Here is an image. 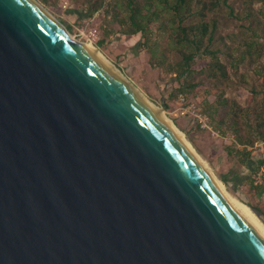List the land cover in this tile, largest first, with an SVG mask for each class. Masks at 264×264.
<instances>
[{
  "label": "water",
  "instance_id": "obj_1",
  "mask_svg": "<svg viewBox=\"0 0 264 264\" xmlns=\"http://www.w3.org/2000/svg\"><path fill=\"white\" fill-rule=\"evenodd\" d=\"M0 264H264L180 133L35 0H0Z\"/></svg>",
  "mask_w": 264,
  "mask_h": 264
},
{
  "label": "rangeland",
  "instance_id": "obj_2",
  "mask_svg": "<svg viewBox=\"0 0 264 264\" xmlns=\"http://www.w3.org/2000/svg\"><path fill=\"white\" fill-rule=\"evenodd\" d=\"M116 1L119 3L118 16L125 17L127 7ZM207 1H216L209 8L207 18L216 17L219 24L212 41L208 44L204 38L202 47L208 44L209 49H218L217 59L225 64L229 78L212 80L206 77V65L211 58L202 49L195 52L193 47L192 50L185 47V54H194L190 62L192 70L201 75L191 73V83L197 85L180 90L181 82L169 67L151 63L150 55L139 45L140 35L123 33L125 27L121 28L122 24L114 20L112 13L106 12L115 0H35L66 29L69 26L67 30L75 40L96 47L133 87L159 107L206 161L224 190L249 207L262 211L258 218L264 224V162H260L264 159V139L255 136L256 131L251 129L257 121L250 110L264 103V0ZM98 3L101 6L90 15L88 11ZM196 9L193 3L191 11ZM172 12L165 10L159 20L151 23L150 43L156 48V54L163 51L168 61L175 63L182 55L177 50L178 36L173 34L178 18L172 16ZM182 21L186 26H193L199 17L183 16ZM190 38L193 35L190 34ZM251 43L257 51L253 53L252 48V55L248 57L245 51ZM241 57L243 62H240ZM217 94L229 99L231 104L236 102L231 109L249 110L250 118L243 116L238 121L244 127L245 136L253 134V144H239L236 131L228 128L225 122L220 123L219 116L226 110L215 105ZM232 115L234 110H230L226 121ZM243 148L250 152L249 165L242 162L238 153Z\"/></svg>",
  "mask_w": 264,
  "mask_h": 264
},
{
  "label": "trees",
  "instance_id": "obj_3",
  "mask_svg": "<svg viewBox=\"0 0 264 264\" xmlns=\"http://www.w3.org/2000/svg\"><path fill=\"white\" fill-rule=\"evenodd\" d=\"M224 2L226 0H223ZM121 4H124L128 9V14L125 17H119L116 7L119 5L118 1L115 0L114 3L109 4L107 7L106 12H111L114 20H118L123 29V33L134 35H140L141 40L139 42L140 47L145 50L150 55L151 63L155 64L156 66H167L169 67L172 73L175 74V77L178 81L181 82L182 88L180 90H184L185 87H190L191 89L194 88L197 84L191 83V73L196 74V76L201 75V72L192 70L190 66V62L193 61L194 54H185L184 48L191 49L192 47L195 52H198L202 49L203 53L206 52L211 61L207 63V74L206 77L214 80H224L229 78L226 72V67L224 63H221L216 56V52L218 49H209V43L213 39V32L218 26L219 22H217L216 17L207 18L208 10L210 7H213L216 3L213 1L207 0H119ZM117 3V4H116ZM193 3L197 7L196 11H191ZM101 6V3L95 5L94 8L90 9L88 13L93 15L95 11ZM171 9L172 16L178 18L177 26L174 27L173 34L177 37V50L181 53V58L179 61L175 63H171L168 61V55H166L163 51L156 54V48L153 44L150 43V33H151V23L159 20L163 16V12L165 10ZM111 10V11H110ZM184 17H199V21L197 24L193 26H186L183 23L182 18ZM162 22V21H161ZM126 24V25H125ZM67 29H70L67 26ZM190 34L193 35V38H190ZM206 38L207 43L203 45V40ZM253 48V53L257 51L254 48L253 44L247 45V49L245 53L248 57H251ZM214 58V59H212ZM243 57L240 58V62H243ZM254 94V92H252ZM216 106H221L224 108L223 113L219 116L220 123H226L228 128L236 131L238 134V141L241 145H249L253 144L252 135L251 133H247L245 136L244 127L242 124H239L241 117L250 118V113L247 108H233L236 105V102L231 101L227 98H222L221 94L216 95ZM228 110V111H227ZM230 110H234V115L229 117V120L226 121V117ZM251 113L255 114L256 116V123L255 126H252L251 129H254L257 133L258 138L264 139V103L260 104L255 108H250ZM238 151V150H237ZM240 152L241 160L244 164L249 165L250 161V152L243 148ZM248 161V162H247ZM260 162H264V159L260 160ZM224 181H226L225 177H222Z\"/></svg>",
  "mask_w": 264,
  "mask_h": 264
},
{
  "label": "bare ground",
  "instance_id": "obj_4",
  "mask_svg": "<svg viewBox=\"0 0 264 264\" xmlns=\"http://www.w3.org/2000/svg\"><path fill=\"white\" fill-rule=\"evenodd\" d=\"M50 14V13H49ZM51 15V14H50ZM52 16V15H51ZM71 36V35H70ZM72 37V36H71ZM81 43V42H79ZM83 44H87L89 45L94 51H96L104 60H106L110 65L113 66V64H111L106 57H104L100 51L94 47L93 45L89 44V43H83ZM114 67V66H113ZM123 77L124 75L116 68L114 67ZM126 78V77H124ZM127 80V78H126ZM128 81V80H127ZM129 82V81H128ZM130 83V82H129ZM131 84V83H130ZM132 86V85H131ZM133 87V86H132ZM139 95H141L150 105H153L154 107H156L167 119V121L169 122V124L180 133L181 137L184 139L185 143L187 145H189V147L192 149V151L196 154V156L199 158V160L202 162V164L204 165L205 168H207V170L212 174V176L217 180V182L219 184L222 185V187L224 188L222 182L220 180H218L215 175L213 174V172L211 171V169L209 168V166L207 165L206 161L204 159H202L199 154L194 150V148L187 142V140L184 137V133L181 132L175 125L174 123L165 115V113L159 108L157 107L155 104H153L151 101H149L147 98H145L135 87H133ZM225 189V188H224ZM226 192V194L231 198V200L236 204L237 208L241 211V213L260 231L264 234V224L261 222V220L256 216V214L250 209V207L248 205H246L245 203H243L242 201H240L239 199L233 197L232 195H230L226 190H224Z\"/></svg>",
  "mask_w": 264,
  "mask_h": 264
},
{
  "label": "crops",
  "instance_id": "obj_5",
  "mask_svg": "<svg viewBox=\"0 0 264 264\" xmlns=\"http://www.w3.org/2000/svg\"><path fill=\"white\" fill-rule=\"evenodd\" d=\"M262 191H263V194H264V189Z\"/></svg>",
  "mask_w": 264,
  "mask_h": 264
}]
</instances>
